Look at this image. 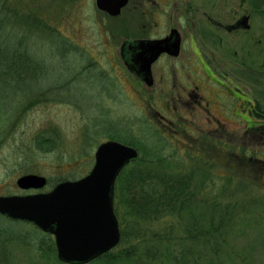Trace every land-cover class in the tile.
<instances>
[{
	"label": "rangeland",
	"instance_id": "1",
	"mask_svg": "<svg viewBox=\"0 0 264 264\" xmlns=\"http://www.w3.org/2000/svg\"><path fill=\"white\" fill-rule=\"evenodd\" d=\"M10 2L0 0V11ZM23 3L29 4L27 9L33 22L34 11L42 19L39 36L28 38L31 62L39 64V70L36 83L24 81L25 91H19L17 96L14 90L21 87L17 80H8L5 90L0 82V88L5 91L0 90V196L49 192L60 182L78 180L92 169L96 148L102 142L111 137L123 139L128 131L134 139L153 129L164 132L162 118L163 123L177 118L180 137L165 132L173 139L172 146L184 158L189 172L193 170L195 188L204 187H201L202 200L206 204L229 203L244 212L253 202L264 207V167L263 170L250 168L243 161L239 169L235 167L241 158H256L264 164V69L259 67L264 60V15L252 19L249 33L240 36L238 42L234 40L239 48L240 68L255 71L251 76L241 72L246 82L240 85L260 105L261 116L243 120L241 115L229 119L223 114L216 124L204 119L203 112L184 105L188 100L193 102L185 96L188 92L182 87L188 76L166 64L167 59L155 63L154 83L147 87L126 70L120 58L124 41L164 36L171 26H177L173 22L172 6L148 20L149 12L144 18L141 10L136 9V0H128L115 17L99 11L95 0H36L34 4L24 0ZM235 4V0H218L215 7L206 9L209 15L228 21ZM154 7V10L149 7L152 13ZM241 12L263 14L264 0H240ZM243 37L254 39L252 42L257 47H247ZM233 89L245 96L241 90ZM172 96L178 100V114L170 102ZM241 101L245 108L249 107L246 100ZM243 109L239 107L237 112L244 113ZM183 121H190L193 130L202 133L201 148L206 154H201L198 148L201 143L198 147L191 145L199 141L190 131L179 127ZM41 135L54 139L50 150L37 143ZM253 172L259 175L255 177ZM29 174L44 177L45 187L18 188V178ZM212 211L205 210V215L211 216ZM126 217L123 220L131 228L133 219ZM118 226L121 240L119 218ZM32 230L31 223L0 215V240L9 252L6 264H63L56 253L50 259L39 258L32 241L44 238L45 233ZM23 238L26 240L20 241ZM232 241L243 242L236 237ZM46 248L44 245L43 249ZM255 255V261L264 264V249H257Z\"/></svg>",
	"mask_w": 264,
	"mask_h": 264
},
{
	"label": "trees",
	"instance_id": "2",
	"mask_svg": "<svg viewBox=\"0 0 264 264\" xmlns=\"http://www.w3.org/2000/svg\"><path fill=\"white\" fill-rule=\"evenodd\" d=\"M10 1L0 11V82L5 90L8 80H17V85L21 86L14 90L17 96L19 91H25L24 81L36 83L39 64L31 62L28 38L39 36L42 19L34 11L32 21L27 9L29 4H24V0ZM27 1L36 3V0ZM155 130L140 139H134L129 131L123 139L110 138L136 148L139 156L123 169L115 185L114 211L121 221L120 243L94 262L258 264L255 251L264 249L262 204L253 202L246 206L245 212L229 203L206 204L201 198L202 186L195 188L193 170L190 173L184 158L178 156L172 146L173 140L165 131ZM54 142L53 138L37 137V143L46 150H50ZM199 146L201 154H206L202 145ZM242 161L244 166L263 170V162L256 158H241L235 167L241 166ZM253 173L255 177L259 175ZM207 209L213 210L209 217L205 215ZM125 215L133 219L131 228L123 220L127 218ZM32 228L33 232L37 231L34 226ZM44 235L39 241L31 238L36 239L32 241L33 250L39 258L50 259L56 253L55 245L52 236ZM233 237L243 242L235 243ZM44 245L46 249H43ZM6 246L0 240V264L9 262Z\"/></svg>",
	"mask_w": 264,
	"mask_h": 264
},
{
	"label": "water",
	"instance_id": "3",
	"mask_svg": "<svg viewBox=\"0 0 264 264\" xmlns=\"http://www.w3.org/2000/svg\"><path fill=\"white\" fill-rule=\"evenodd\" d=\"M128 0H95L96 8L118 16ZM172 37V35H171ZM138 40L122 45L128 69L152 86L151 65L162 53L175 54L179 41ZM130 53V55H128ZM132 146L115 140L100 144L94 165L84 177L63 181L51 191L28 195L0 196V215L33 224L54 237L56 256L63 264H90L120 242L114 213L115 183L122 170L138 158ZM21 190L42 189L46 179L24 175L16 181Z\"/></svg>",
	"mask_w": 264,
	"mask_h": 264
},
{
	"label": "flooded vegetation",
	"instance_id": "4",
	"mask_svg": "<svg viewBox=\"0 0 264 264\" xmlns=\"http://www.w3.org/2000/svg\"><path fill=\"white\" fill-rule=\"evenodd\" d=\"M158 1L161 2L159 3ZM158 1L136 0V9L141 10L144 18L148 17L147 12H149L150 18H148V20H152L157 13H162L166 7L172 6L174 9L172 17L173 19L175 18L173 22L176 23L177 26H171L164 36L138 40H162L172 35L171 42H173L175 38H178L179 45L175 54H160L151 65V75L153 66L160 59L163 61L167 59L166 64L168 63L171 68H178V70L186 74L188 78H184L186 82L182 84V87L188 92L185 96H187L188 99H193V102L187 99L189 102H183L184 105L190 106V109L203 112L204 119L206 118V120L211 123L219 124L223 114H226L229 119H233V117L238 118L240 115L243 117V120L260 117L261 115L257 109L260 108V105H258L257 101L251 98L250 94L245 92L240 85V82H246V79L241 76V72L246 73L242 75L248 74L251 76L255 71L249 70L247 72L240 68L239 48H236L238 44L235 45V41L238 42L240 36L242 38L243 35H247L251 28L250 21L257 16L264 15V13H240V0H235L236 4L234 5L235 8L231 10L233 12L230 15V20L223 21L220 17L209 15L206 9L215 7V5L218 4V0H197L199 1L197 4L196 0ZM223 1L227 2L228 0ZM209 2L212 3L209 4ZM241 3L243 5L244 2L242 1ZM153 6H155L154 8H156V10L152 13V10H154ZM149 7H151L152 10H150ZM196 15L199 19H197ZM240 30L243 31L241 32ZM243 39L247 40V47H257V44H255L256 42H252L254 39L250 40L245 37H243ZM138 40L124 41L122 45L126 42L133 43ZM122 45L120 48V58L124 67L130 74L145 84L141 78L128 69L123 59ZM258 45H260V42H258ZM128 55H130V53ZM259 67L264 69V60L260 62ZM193 76L196 78H193ZM231 85L239 91L241 90L245 96L238 94ZM242 99L248 102L249 107L245 108V103L241 101ZM177 101L178 100L172 96L170 102L174 104L172 107L174 108L175 114H178L176 112V108L179 107L177 106ZM226 103L229 105H226ZM239 107L244 108V113L237 112ZM161 122L162 124H160L164 128H167L169 133L174 137H180V131L176 127L177 118L169 122L164 121V123L162 118ZM179 127L184 128V131L186 129L190 131L194 134L195 139L199 141L195 144H191L192 146L197 147L200 143L202 145L201 139L203 135L201 132H195L193 130L190 121L187 123L184 121L180 122Z\"/></svg>",
	"mask_w": 264,
	"mask_h": 264
}]
</instances>
